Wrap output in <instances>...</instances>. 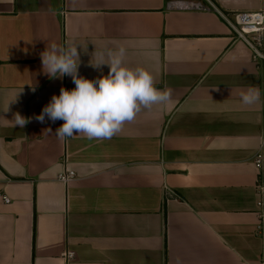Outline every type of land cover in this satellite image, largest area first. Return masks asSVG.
<instances>
[{"label":"crops","instance_id":"obj_1","mask_svg":"<svg viewBox=\"0 0 264 264\" xmlns=\"http://www.w3.org/2000/svg\"><path fill=\"white\" fill-rule=\"evenodd\" d=\"M199 1L207 10H179ZM264 0H0V264H261L255 229L263 75L225 17ZM76 44L77 75L124 47L170 102L142 109L111 139L60 138L36 119L71 76L41 53ZM249 86L260 100L241 101ZM21 91L15 102H10ZM9 103V105H8ZM19 113L28 122L15 123ZM70 169L66 182L57 178ZM264 171V164H263ZM2 195L8 198L5 202Z\"/></svg>","mask_w":264,"mask_h":264},{"label":"clouds","instance_id":"obj_2","mask_svg":"<svg viewBox=\"0 0 264 264\" xmlns=\"http://www.w3.org/2000/svg\"><path fill=\"white\" fill-rule=\"evenodd\" d=\"M77 46L53 43L41 53L42 69L49 78L68 75L75 84L72 90L61 87L60 94L53 95L36 117L41 122L45 116L53 122L64 121L56 132L60 138L83 133L88 139H111L125 123L132 122L142 109L170 102L171 89H158L151 72L143 67L125 65L126 50L122 46L106 53L107 62L102 52L98 55L97 63H90L94 68L107 65L109 71L106 76L95 80L78 76L80 61ZM20 92L15 93L9 103L15 102ZM259 100L257 87L249 86L241 92V101L245 105L256 104ZM14 119L13 126L21 128L28 122L19 113L14 114Z\"/></svg>","mask_w":264,"mask_h":264},{"label":"built area","instance_id":"obj_3","mask_svg":"<svg viewBox=\"0 0 264 264\" xmlns=\"http://www.w3.org/2000/svg\"><path fill=\"white\" fill-rule=\"evenodd\" d=\"M173 8L179 10H207L199 1H178L175 2ZM225 20L231 26L234 32V38L243 41L250 50L251 61L258 64L263 75L261 109L264 112V8L255 11H235L231 13V17H225ZM253 163L259 170V179L257 183L256 206L258 209L257 222L255 229L264 237V126L260 136V150L257 151L253 159ZM74 176V172L68 168L58 173L57 178L66 182ZM3 201L7 202L8 198L2 195ZM64 264H71L73 252L65 250L61 254ZM261 264H264V253L261 257Z\"/></svg>","mask_w":264,"mask_h":264}]
</instances>
